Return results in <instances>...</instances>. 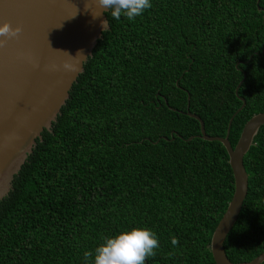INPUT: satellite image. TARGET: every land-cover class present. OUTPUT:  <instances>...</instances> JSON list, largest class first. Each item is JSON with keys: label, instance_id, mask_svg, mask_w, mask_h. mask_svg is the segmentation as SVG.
<instances>
[{"label": "trees", "instance_id": "obj_1", "mask_svg": "<svg viewBox=\"0 0 264 264\" xmlns=\"http://www.w3.org/2000/svg\"><path fill=\"white\" fill-rule=\"evenodd\" d=\"M152 5L135 21L105 13L109 29L0 201V264H84L133 228L158 238L145 264H215L234 179L225 148L186 113L224 138L243 100L232 148L264 113V0ZM243 164L247 196L224 242L233 264L264 253V125Z\"/></svg>", "mask_w": 264, "mask_h": 264}, {"label": "water", "instance_id": "obj_2", "mask_svg": "<svg viewBox=\"0 0 264 264\" xmlns=\"http://www.w3.org/2000/svg\"><path fill=\"white\" fill-rule=\"evenodd\" d=\"M92 11L93 0H0V26L7 22L22 28L18 38L8 40L0 48V201L10 192L13 177L32 153L36 140L56 121L97 41L109 29L105 14L94 18ZM65 62L76 64L77 70H65ZM244 79L237 86L236 95ZM244 106L242 100L224 138L208 136L203 121L186 113L199 122L200 138L219 142L225 148L234 179L233 196L211 237L210 251L215 264H233L226 256L224 242L247 196L248 176L243 158L264 125V113L251 117L232 148L228 140L230 126ZM263 262L264 253L239 264Z\"/></svg>", "mask_w": 264, "mask_h": 264}, {"label": "clouds", "instance_id": "obj_3", "mask_svg": "<svg viewBox=\"0 0 264 264\" xmlns=\"http://www.w3.org/2000/svg\"><path fill=\"white\" fill-rule=\"evenodd\" d=\"M93 3L95 5V11H92L94 18L110 12L111 17L117 21L121 17L128 21H135L153 6L152 0H93ZM105 22L106 20L102 21L103 28ZM21 32V27H13L7 22L3 23L0 26V48L5 47L8 40L18 38ZM63 67L67 71L77 70V65L70 62H65ZM171 244L178 246V238L172 237ZM158 248L159 241L153 231L147 228H133L114 237L106 238L103 244L95 248L94 253L85 252L83 260L84 264H145L146 259L155 256Z\"/></svg>", "mask_w": 264, "mask_h": 264}]
</instances>
